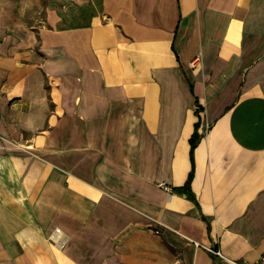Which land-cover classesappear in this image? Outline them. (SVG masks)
Instances as JSON below:
<instances>
[{
    "label": "crops",
    "instance_id": "obj_1",
    "mask_svg": "<svg viewBox=\"0 0 264 264\" xmlns=\"http://www.w3.org/2000/svg\"><path fill=\"white\" fill-rule=\"evenodd\" d=\"M262 254L264 0H0V264Z\"/></svg>",
    "mask_w": 264,
    "mask_h": 264
},
{
    "label": "built area",
    "instance_id": "obj_2",
    "mask_svg": "<svg viewBox=\"0 0 264 264\" xmlns=\"http://www.w3.org/2000/svg\"><path fill=\"white\" fill-rule=\"evenodd\" d=\"M162 186L164 187V189L166 190H171L170 186L168 184H162ZM65 235L63 234V232L61 231L60 228H57L54 233L50 236V240H52V242H64L65 240ZM209 250L214 251L216 254L223 256L220 250H216L214 248H209ZM235 264H264V254H262L260 256V258H258L257 260L250 262L247 260H243L240 262H235Z\"/></svg>",
    "mask_w": 264,
    "mask_h": 264
},
{
    "label": "trees",
    "instance_id": "obj_3",
    "mask_svg": "<svg viewBox=\"0 0 264 264\" xmlns=\"http://www.w3.org/2000/svg\"><path fill=\"white\" fill-rule=\"evenodd\" d=\"M196 127L198 128L199 127V123H197V125H196ZM193 138H192V140H191V143H192V148H191V151L193 152V149H194V147L197 145V142H198V140H199V134H198V132H197V129H196V131H195V133L193 134V136H192ZM192 176H193V173H191V175H190V177H189V181H188V183H187V185H186V188H188L189 189V187H190V183H191V178H192Z\"/></svg>",
    "mask_w": 264,
    "mask_h": 264
}]
</instances>
